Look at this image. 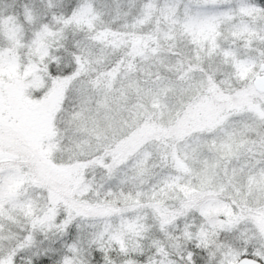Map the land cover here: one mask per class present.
Wrapping results in <instances>:
<instances>
[{
  "label": "snow or ice",
  "instance_id": "6c2138e0",
  "mask_svg": "<svg viewBox=\"0 0 264 264\" xmlns=\"http://www.w3.org/2000/svg\"><path fill=\"white\" fill-rule=\"evenodd\" d=\"M0 264H264V0H0Z\"/></svg>",
  "mask_w": 264,
  "mask_h": 264
}]
</instances>
